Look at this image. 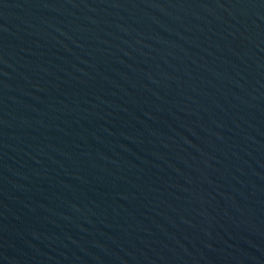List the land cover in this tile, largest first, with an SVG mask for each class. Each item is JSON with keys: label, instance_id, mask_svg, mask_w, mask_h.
<instances>
[{"label": "water", "instance_id": "water-1", "mask_svg": "<svg viewBox=\"0 0 264 264\" xmlns=\"http://www.w3.org/2000/svg\"><path fill=\"white\" fill-rule=\"evenodd\" d=\"M0 264H264V0H0Z\"/></svg>", "mask_w": 264, "mask_h": 264}]
</instances>
